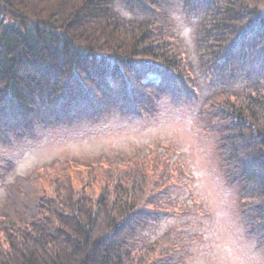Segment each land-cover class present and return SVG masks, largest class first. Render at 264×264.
Wrapping results in <instances>:
<instances>
[{
  "label": "trees",
  "instance_id": "obj_1",
  "mask_svg": "<svg viewBox=\"0 0 264 264\" xmlns=\"http://www.w3.org/2000/svg\"><path fill=\"white\" fill-rule=\"evenodd\" d=\"M118 5L145 16L127 18ZM176 7L196 20V64L170 15ZM200 78L220 86L199 115L227 184L239 188L246 235L264 247V0H0L6 147L35 140L37 127L154 115ZM170 156L160 146L131 158L56 159L13 181L16 164L4 160L0 264H183L177 252L194 237L180 227L150 245L141 236L169 214L170 189L187 178Z\"/></svg>",
  "mask_w": 264,
  "mask_h": 264
},
{
  "label": "rangeland",
  "instance_id": "obj_2",
  "mask_svg": "<svg viewBox=\"0 0 264 264\" xmlns=\"http://www.w3.org/2000/svg\"><path fill=\"white\" fill-rule=\"evenodd\" d=\"M119 11L127 18H142L144 13L128 11L118 5ZM141 8L140 11H144ZM138 10V9H137ZM177 31L184 40L190 59L196 64L195 26L196 20H189L180 7L170 11ZM190 30V40L184 36L185 30ZM198 76V75H197ZM199 77V76H198ZM211 78V77H210ZM152 79L159 77L152 74ZM210 81L209 78H207ZM217 82L215 85H219ZM202 78L195 87L187 86L182 91V102L176 103L171 97H164L154 115L146 114L136 117H122L113 113L98 125L83 123L71 128L43 130L36 128V139L26 138L24 141H12L11 147L0 143V166L4 160L16 164L15 170L9 176L13 181L16 176H34L35 170L53 160L65 161L79 159L90 161L106 154L110 157H133L137 151L147 155L151 149L166 146L171 149V163L179 165L186 174V179L173 183L170 196L169 214L162 216L157 225L150 224L141 236L146 244L156 242L169 229L178 226L182 236H193L188 248L182 247L175 254L182 258L183 264H198L210 247L209 236L203 233L202 222L207 214L201 192L211 195L210 187L218 177L234 196V213L239 226L246 230L241 221L239 188L227 184L220 168V157L216 150L215 137L205 130V122L199 112L210 91ZM0 189V202L4 199ZM162 210V208H161ZM247 236V235H246ZM252 239V238H251ZM256 242L255 239H252Z\"/></svg>",
  "mask_w": 264,
  "mask_h": 264
},
{
  "label": "clouds",
  "instance_id": "obj_3",
  "mask_svg": "<svg viewBox=\"0 0 264 264\" xmlns=\"http://www.w3.org/2000/svg\"><path fill=\"white\" fill-rule=\"evenodd\" d=\"M210 192L200 193L207 209L201 227L210 247L198 264H264V247L246 236L236 220L231 189L217 177Z\"/></svg>",
  "mask_w": 264,
  "mask_h": 264
},
{
  "label": "snow or ice",
  "instance_id": "obj_4",
  "mask_svg": "<svg viewBox=\"0 0 264 264\" xmlns=\"http://www.w3.org/2000/svg\"><path fill=\"white\" fill-rule=\"evenodd\" d=\"M184 36L186 39L190 40V30L186 29L184 32Z\"/></svg>",
  "mask_w": 264,
  "mask_h": 264
}]
</instances>
